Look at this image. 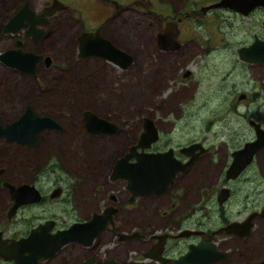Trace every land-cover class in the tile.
<instances>
[{
    "label": "rangeland",
    "instance_id": "1",
    "mask_svg": "<svg viewBox=\"0 0 264 264\" xmlns=\"http://www.w3.org/2000/svg\"><path fill=\"white\" fill-rule=\"evenodd\" d=\"M24 1L0 0V24ZM29 1L34 9H39L47 2ZM63 1L69 5V10L58 13L56 21H49L45 28L46 37L38 45L34 46L20 33L27 49L49 55L54 65L49 69L39 66L37 79L33 80L13 73L0 64V115L5 122H12L23 106L30 103L39 115L64 112L65 116L59 120L65 131L56 133L42 130L36 148H25L15 142L0 140V168L4 165L7 168L4 178L18 182L23 177L20 173L28 175L39 168H46L45 173H50L49 182L56 181L63 189L68 190L79 181L77 189L82 198L85 200L89 195L95 197L94 202L84 205L89 209L102 205L110 193L119 194L123 199L125 183L122 180L111 183L108 172L112 161L138 133L143 117L152 116L162 128L163 137L171 135L176 144L190 142L195 132L202 128V139L207 137L205 142L214 145L208 146L211 160L201 162L200 166V173L204 168L207 178L204 181L205 189L209 193L215 192L220 186L231 189L233 198L230 197L224 208L229 209L239 203L250 205V192L255 188L249 186L253 182L248 183L243 179L259 175L258 170L264 174V154H257V162L239 180L224 181L223 175L231 162L230 153L245 140L255 139V131L249 121L254 120L264 128V64L245 65L236 54L240 46L252 41L253 34L264 38V30L258 21L260 14L242 17L221 9L204 16L200 7L215 0H162L163 3L150 0L152 5L149 0H117L119 6L106 2L109 9L97 0ZM160 13L170 14L176 21L178 18L181 20L182 46L178 52L161 55L156 49L155 35L159 31ZM101 22L102 33L134 56L135 62L131 69L124 71L95 59L81 62L74 56L71 50L77 31L83 29L84 24L93 27ZM10 44L9 39L0 37V51ZM209 47H216L213 53L208 50ZM150 58L154 62L151 63ZM185 72L189 75L185 76ZM195 81H198L199 86L194 97L198 92L208 94L200 95L194 103L201 104L204 101L202 98H209L207 107L185 116V119L175 118L170 109L175 102L181 103L186 99ZM167 85L168 89L162 91ZM173 85L178 87L172 92L177 95L169 92ZM161 93H169L166 96L170 102L164 107L161 106ZM241 94H245V98L239 99ZM84 109L118 123L122 131L115 136L84 137L87 135L78 122L79 114ZM196 109L188 108L190 112ZM168 120L174 121V127L172 132L165 133ZM209 120L213 124H209ZM227 135H231L232 140L224 143L230 138ZM26 159L31 160L30 164L38 169L28 167ZM197 178L199 182L200 174ZM42 179L47 181L46 176ZM95 181L101 188L98 192H92ZM4 206V203H0V208ZM84 206L79 211H72L59 203L54 206V202H50L42 208H24L20 214L28 216L40 212L47 216L56 215L61 223L82 216L83 212H87ZM242 209L243 216L253 210ZM134 211L128 213L126 210L121 216L125 220L130 216L131 222L135 220L143 227L148 220L155 221L152 209L134 208ZM216 214L210 213L212 217ZM216 219L207 220L206 225ZM35 220L36 217L32 216L22 222L17 217L6 225L5 234L14 231L19 233ZM125 226L129 227V223L125 222ZM262 228L260 234L245 243L240 239H227L234 250L231 260L223 264L241 260L251 264L260 260L264 256V226Z\"/></svg>",
    "mask_w": 264,
    "mask_h": 264
},
{
    "label": "flooded vegetation",
    "instance_id": "2",
    "mask_svg": "<svg viewBox=\"0 0 264 264\" xmlns=\"http://www.w3.org/2000/svg\"><path fill=\"white\" fill-rule=\"evenodd\" d=\"M97 1L106 9H109L107 8L106 5V2L109 1L119 6L117 0H97ZM219 1L220 0H215L209 2L205 6L200 7L201 13L205 16L207 13L211 11L224 9L226 11H229L230 13H233L234 15H238V16L240 15L242 17L252 16L254 14H260L258 21L260 20L261 27L264 30V6H256L255 8L251 9L247 15H243L231 8L209 7ZM148 2L150 5H152V2L150 0ZM157 2L163 3L162 0H157ZM139 3H141V1H139ZM26 4L28 9L35 11L37 13L36 17L38 18H41L42 16L41 10L43 8L57 7L52 11L50 15H45L43 17L42 22L35 24V29L37 31L41 30L42 32L37 40H35L34 37L30 35V33H27V31H29L30 29V24L28 21H25L24 27H22L17 32H5L4 30L5 24H7V22H9L11 18L17 15L24 8V5ZM128 8H132V7H128ZM68 10H69V5L66 4L63 0H47L45 5L40 7L39 9L32 8L30 1L25 0L23 4L17 7L12 13L8 14L7 18H5L3 22L0 24V37L9 39L11 42V44L7 48L2 49L0 53L9 50L21 49L23 51L35 53L36 55L42 57L36 63L35 69L31 73L22 71L15 67L8 66L1 59H0V64L4 68L11 70L13 73H17L23 77H29L33 80H36L38 67L42 66L47 69L51 68L52 65H54L53 59L49 55L44 53H39L34 49H27L25 47L26 44L25 40L20 38V33H22V35L26 39H28L34 46H36L44 37H46L45 28L48 25L49 21L51 22L56 21L58 13L67 12ZM193 12H196V10H193ZM159 22H160L159 31L155 35V45L157 51L161 55H167L168 53L178 52L182 46L180 43V36H181L180 18H178V21H176L173 16H170V14L163 15V13H160ZM168 24L175 26L176 29L178 30V36L176 37V40L178 41V47L175 50H166L159 47L158 35L163 34L165 32V28ZM102 25H103L102 22L98 23L93 27H88L84 24L83 26L84 28L79 29V31H77V33L74 35V44L71 51H73L74 56H76L79 61L84 62L87 61L88 59H95L99 62L113 64L110 61H107L95 55H91V56L81 55L80 47L82 43V35L86 33H95L97 29L99 30V33L102 37L110 40L111 43L118 49L123 50L121 49V47L116 45L114 41H112L110 38L106 37L102 33ZM256 39L264 41V38L261 35L253 34L252 41L248 45H243L240 47H248ZM215 48L216 47H209L208 50L212 52ZM128 54L131 55L130 53ZM236 54H238V50ZM131 58H132L131 63L125 69H122L115 64L113 65L126 71L128 69H131L134 65L135 62L134 56L131 55ZM150 60L151 63L154 62L153 58H150ZM240 61L245 65H252V66L264 64V62L250 63L243 61L241 59ZM184 75L188 76L189 73L185 72ZM193 86L194 87L192 88V92L189 93L190 96L187 95L186 99L181 101V103L175 102L173 107L170 109L171 113H174L175 118L185 119V116L194 114L200 109L202 108L205 109L207 107L208 105L207 101L209 100V98H202L204 101L201 104L194 103L198 98H200V95L204 93L199 94L198 92L197 93L198 95L194 97V93L199 86L198 81H195ZM177 88L178 87L173 85L169 89V92L172 93L173 90ZM164 89H168V85L163 87L162 91ZM167 94L169 93H165V94L161 93L162 102H163V105H161L162 107H164L167 102H170L169 98L166 96ZM172 94L177 95V93H172ZM207 94L208 93L205 92L204 95L207 96ZM240 98L241 99L245 98V94H241L239 96V99ZM28 106H30L32 111L35 114H37L33 106L30 103L29 104L26 103L23 106V110L19 114H16L15 116L16 119L25 113V110L27 109ZM189 107L197 108V109L190 112L188 110ZM88 112L93 113L100 118H103L109 122L114 123L116 128L115 131L102 133V134H93L89 132L87 126V120L85 118V113ZM37 115L49 116L54 121H56L59 126L58 128L57 127L44 128L42 130L52 131L56 133H63L65 131L64 126L59 120L60 117L65 116L64 112H58V114L55 115L52 114H40V115L37 114ZM144 118L152 121L157 131V138L155 141L151 142L146 149L142 150L140 148H136L135 150H133V152L135 154L140 153L142 151L145 153L158 154L171 150V153L174 159L179 163V166L181 167L183 165V170L176 173L172 183H170L164 191H161L160 193L152 192L146 195L137 194L133 196L132 191L130 192V190L126 188L125 180H122L120 178L112 179L111 176L116 161L124 157L127 153H130L131 149L138 144V139L144 130L143 129ZM0 119L2 122V126L4 127V125L7 124L8 122H5L1 117V115H0ZM250 121H254V120H250ZM78 122L83 133L87 135L84 137L87 138L115 136L122 131V127L118 123L113 122L112 120H109L106 117H102L90 109H84L80 112ZM166 122L168 123L164 130L167 131L165 133L172 132L171 130L174 127V121L168 120ZM208 123L213 124V121L209 120ZM258 124L262 129H264L260 123ZM42 130L38 132L37 141L32 146H28L27 144H20L17 141H9L4 135H0V140H3L8 143L15 142L21 146H25V148H36L39 146L40 143L39 134ZM202 132H204L202 128H199V130L195 132L194 138L190 142L186 144H179V143L176 144L174 143L171 135H165V138L163 137L162 128L159 126V123L157 124L153 120L152 116L143 117V119L141 120V125L138 128V133L135 136H133L132 139H130L128 145L125 147L123 152H119L117 158H115L112 161L110 170L108 172V179L111 183L112 182L115 183L120 180H122L125 183L126 191L123 199H121L119 194L110 193L107 199L103 202V204L98 205L96 208L89 209L84 206L94 202L95 197L89 195L84 200L81 194L78 193L77 187L80 186L79 181H77V184H75V186L68 188V190L63 189L60 186V184H58L56 181L49 182L50 173L49 172L45 173L47 171L46 168L38 169L37 166L33 167L30 164L31 160L26 159L25 163L27 164L28 167H33L34 169H38V170H35L28 175L20 173V175L23 177L18 182H13L8 178H4V174L7 171V168L4 165L2 168H0V203H4L5 205L4 208H0V242L3 243V240L6 239L26 236L32 227L47 220H51L50 232L54 233L58 229H63L71 226L74 222L77 221L87 222L92 219L95 213L98 214L103 213L105 208H111L112 212L110 215L107 216L106 224L97 232V234L93 236L91 240L88 241V237L86 235L84 237V241H88L86 243L85 242L81 243L72 240L68 241L65 244H63L60 248H58L55 252H53L50 256L46 258H42V257L39 258L40 264H52L55 262H58L57 264H81L89 259H92L93 264H178L176 263V259H178L181 255L186 254L190 250L191 245L197 246L201 244H203L204 246L207 244H213L217 250L224 253L223 257L209 261L208 264H223V262L225 261L226 262L230 261L234 249L232 248L231 243L226 241L227 239L229 240L240 239L245 243L251 238L256 237L258 234H260V231L263 230L262 227L264 226V202L260 203V201L263 199L264 196V186H263L264 174H262L258 170L259 175L257 174V176L252 177L251 179L250 177H245L243 179V181L246 180L248 183L253 182V184L249 183V186L255 188V190L252 189L250 192L252 193L249 199L250 205L245 206L244 204L242 205L239 203L238 205L232 208L229 209L224 208L225 204L230 201V197L233 198L232 196L233 191L224 186H220L218 190L212 193L211 192L209 193V190L205 189L204 181H206L207 178L204 176L205 175L204 168H202L200 173V166H201V162L203 161L209 162L211 160V155H210L211 152L208 146H214V145L205 142L207 140V137H205V139H202V137L204 136L201 135ZM227 136H230V138L225 140L224 143L231 142L232 140L231 135H227ZM213 139L211 140L213 141ZM197 140H199L200 142ZM251 140H253V137L245 140L238 148L234 149L232 152L239 150L240 148L243 147V145L246 142H249ZM201 142L203 144H206L207 146L202 145ZM196 144H198L199 147L195 146ZM192 146L194 147V149L191 148ZM232 152L230 153L231 161H232ZM262 153L264 154V146L256 153L253 161L236 178L227 179L226 171L229 165L231 164L230 162L223 175L224 181L229 182V181H235L237 179L239 180L245 174V172L251 166H253L254 162H257L256 160L257 154H262ZM135 161H136L135 157H131L129 159L130 163H134ZM159 168L163 169L164 167L161 166ZM205 172L208 174L206 170ZM51 173L53 172L51 171ZM199 174L201 176L200 181H203V183L201 184L199 183L200 181L198 182V178H197L199 177ZM260 175L262 177H260ZM43 176L47 177V181H43L42 179ZM162 177H164L163 174H161L160 179ZM214 182L215 184L217 183L216 181ZM248 183L246 185H248ZM96 184L97 182L95 181L93 184L92 192H98L101 189ZM9 185H12L14 187H19L22 185L34 186L38 190L41 196L40 200L35 203L20 205L18 208H15V211L10 215V209L12 208L14 202L11 198ZM155 188L160 189L161 188L160 184L156 185ZM55 192H57V195H55ZM64 192L66 193V196ZM222 192H226L227 194V197L225 199H222L220 196V193ZM57 200H59V202H56ZM50 202H54V206H56L59 203L62 206L67 207L69 210L72 211H79V208L84 206V210L85 208H87L86 209L87 212L86 213L83 212L82 216L79 215L72 220H63L61 223L56 215L47 216L40 214V212H33L28 216L20 214V211H22L24 208H42L48 206ZM255 205H257L258 207H254ZM134 208L152 209L151 212L154 214L155 221L153 222L151 220H148L146 222V225L143 227L141 225H138L135 220L131 222L130 216L128 220H125V218L121 216V213L126 210L129 211L128 213L135 212ZM242 208H253V210L245 214V216H243ZM211 212H216L217 214L214 217H212L210 215ZM253 212L256 213L252 218L253 225L246 234L241 235L238 234L237 232H229L226 229L228 223L232 221H237V222L244 221V219ZM32 216H35L36 220L32 223H29L28 228H26L23 231H20L19 233H17V231H14L12 234H5V227L11 220L18 217L22 222H25L26 219H30L32 218ZM215 218L217 219L214 220L212 223H210L208 226L206 225L207 220H211ZM125 222L129 223V227L125 226ZM241 252H239V255L243 256L242 254L243 252L242 253ZM262 260H264V256L260 260L253 262L251 264H257ZM12 261L13 260L10 261L5 260L3 256L0 254V264L11 263ZM231 264H246V263L243 262V260H241L240 262L237 261L236 263H231Z\"/></svg>",
    "mask_w": 264,
    "mask_h": 264
},
{
    "label": "water",
    "instance_id": "3",
    "mask_svg": "<svg viewBox=\"0 0 264 264\" xmlns=\"http://www.w3.org/2000/svg\"><path fill=\"white\" fill-rule=\"evenodd\" d=\"M256 6H264V0H220L209 6L211 8L224 7L231 8L243 15ZM57 8V7H56ZM56 8H43L41 18L36 17L37 13L24 8L4 26L5 32H17L25 25V21L30 24V33L37 40L42 33L35 29V24L42 22L45 15H50ZM178 30L175 26L168 24L163 34L158 35L159 47L166 50H175L178 47ZM81 55H95L125 69L131 63V55L115 47L110 40L102 37L97 29L95 33H86L82 35L80 47ZM239 58L246 62L262 63L264 62V41L255 40L248 47L238 49ZM42 56L35 53L18 50H9L0 53V59L6 65L18 68L25 72H33L36 63ZM89 132L93 134H102L115 131V124L93 113H85ZM255 131V139L246 142L242 148L232 152V161L226 171V178H236L254 159L256 153L264 146V129L254 121H250ZM58 128V123L49 116H38L30 106L25 113L11 123L2 126L0 119V135H4L9 141H17L20 144L32 146L37 141V134L44 128ZM143 132L141 133L138 144L134 146L130 153L116 161L111 178H120L126 181V188L132 191L133 196L137 194L146 195L148 193L164 191L172 183L177 172L183 170V165L174 159L171 150L164 153H134L133 150L140 148L146 149L151 142L157 138V131L151 120L144 118ZM195 146H198L196 144ZM191 148L194 149L192 146ZM135 157L136 161L130 163L129 159ZM178 163V164H177ZM164 167L160 169L159 167ZM161 174L164 177L160 179ZM160 189L155 188L156 185ZM11 198L14 202L10 209V215L20 205L35 203L40 200V194L34 186L22 185L14 187L9 185ZM57 191V190H56ZM228 193V192H227ZM57 195V192H55ZM54 196V194H53ZM222 199L227 197L226 192L220 193ZM112 212L111 208H105L103 213H95L91 220L87 222H74L71 226L58 229L54 233L50 232L51 220L39 223L32 227L26 236L11 238L0 242V254L5 260H13L6 264H40L39 258H46L60 248L68 241H77L86 243L93 238L97 232L106 224V218ZM256 213H251L244 221H233L228 223L226 229L229 232L246 234L253 225L252 218ZM263 214V213H262ZM87 235L88 241H84ZM9 241V242H8ZM224 253L217 250L213 244L191 245L190 250L176 259L178 264H208L209 261L221 258ZM81 264H93L89 259ZM257 264H264V260Z\"/></svg>",
    "mask_w": 264,
    "mask_h": 264
}]
</instances>
